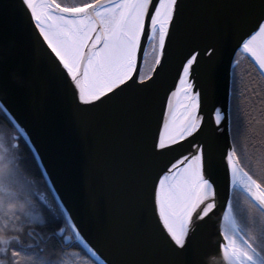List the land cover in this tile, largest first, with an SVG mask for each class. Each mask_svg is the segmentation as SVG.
<instances>
[{
	"label": "snow or ice",
	"instance_id": "obj_1",
	"mask_svg": "<svg viewBox=\"0 0 264 264\" xmlns=\"http://www.w3.org/2000/svg\"><path fill=\"white\" fill-rule=\"evenodd\" d=\"M19 7L75 117L131 98L149 101L139 199L145 209L150 202L156 225L151 242L163 248L166 264H217L221 258L224 264H264V120L246 110L248 101L259 98L264 117V89L250 87L236 71L244 57L264 78V0L234 5L231 35L214 31L195 37L184 27L183 0H19ZM10 54L11 48L0 44V129L15 133L8 144L15 166L10 180L29 201L31 220L23 238L0 239V264H67L65 257L81 253L80 264H114L87 237L63 197L46 203L38 195L39 184L51 191L46 165L42 171L36 166L39 180L23 176L29 158L43 164V157L8 98L3 71ZM173 71L171 86L164 87ZM221 71L223 104L213 102ZM12 85L43 88L22 75H15ZM157 99L160 116L151 133ZM37 203L39 216L33 215ZM4 215L0 209V219ZM214 218L215 246L197 244L199 230ZM49 241L59 255H44Z\"/></svg>",
	"mask_w": 264,
	"mask_h": 264
},
{
	"label": "water",
	"instance_id": "obj_2",
	"mask_svg": "<svg viewBox=\"0 0 264 264\" xmlns=\"http://www.w3.org/2000/svg\"><path fill=\"white\" fill-rule=\"evenodd\" d=\"M243 2L183 0L184 27L193 37L214 31L231 35L238 11L234 5ZM0 44L11 48L3 71L9 101L39 147L43 164L37 160L42 170L44 165L48 168L56 199L63 197L87 237L114 264H166L163 248L151 242L156 225L150 219V202L145 209L139 199V178L146 164L141 144L149 101L131 98L75 117L63 102L62 82L51 71L47 52L36 41L19 0H0ZM15 75L41 83L43 88L18 89L12 85ZM174 76L173 71L164 87L171 86ZM213 89V102L223 104L226 84L222 71ZM159 116L157 99L151 133L157 131ZM220 171L222 174V165ZM217 239L214 218L199 230L195 242L214 247ZM217 264H224L222 258Z\"/></svg>",
	"mask_w": 264,
	"mask_h": 264
},
{
	"label": "rangeland",
	"instance_id": "obj_3",
	"mask_svg": "<svg viewBox=\"0 0 264 264\" xmlns=\"http://www.w3.org/2000/svg\"><path fill=\"white\" fill-rule=\"evenodd\" d=\"M250 105V104H249ZM262 107L260 104L259 98L253 101V109H251V114L254 117H258L256 120H264L259 109ZM250 111V108H249ZM257 127L260 129L261 124H257ZM14 133L8 129H0V209H2L5 215L3 219H0V224H6L7 227H0L1 232H19L24 229V226L30 223V216L28 213L31 211V205L29 201L25 198H20L23 194H18L22 188L19 184L12 182L10 178L15 172V166L12 162V159L9 155L8 144L9 137ZM23 176L28 179H34L30 177L25 169L23 171ZM38 195L41 198H46L45 202H50L52 197L48 191H46L43 185L39 184L37 187ZM23 193V191H22ZM41 205L37 203V206L33 209V215H41ZM19 213V218H16V214ZM37 223H39L37 221ZM12 233L11 235H13ZM9 236V235H5ZM72 252H76L70 250ZM82 259V253L73 257H65L67 264H80Z\"/></svg>",
	"mask_w": 264,
	"mask_h": 264
},
{
	"label": "trees",
	"instance_id": "obj_4",
	"mask_svg": "<svg viewBox=\"0 0 264 264\" xmlns=\"http://www.w3.org/2000/svg\"><path fill=\"white\" fill-rule=\"evenodd\" d=\"M248 66H249V69L246 73V78H247V81L249 80V84L251 86V84H253L254 86L253 87H256L258 90H262L264 89L263 85L260 84V81L259 79L257 78L258 76L256 75L255 71L253 70L252 68V65L248 62ZM249 73L251 75H249ZM261 80L264 81V78H261ZM246 83V82H245ZM254 116V115H253ZM256 119H258L257 115L255 117ZM3 118L0 117V121H2ZM39 165L38 163V160L35 161V163L32 162V160L29 158L26 165H25V171L26 173L30 176V177H33L37 180H39V177L38 175L36 174V166ZM40 170L42 171L41 167H40ZM48 188H50V186L48 185ZM51 189V188H50ZM46 190V189H45ZM47 191V190H46ZM49 192V191H48ZM51 197H55L54 193L52 192V190L49 192ZM18 194H23L22 191L20 190L18 192ZM56 198V197H55ZM38 231H40L39 227H37ZM12 233H14L15 235H21V238H23V229L19 232H1L0 231V239L2 237H4L5 235H11ZM44 255L46 257H53V256H56V255H59V252L58 251H54L53 250V247H52V242L49 244V247H47V250L45 251Z\"/></svg>",
	"mask_w": 264,
	"mask_h": 264
},
{
	"label": "flooded vegetation",
	"instance_id": "obj_5",
	"mask_svg": "<svg viewBox=\"0 0 264 264\" xmlns=\"http://www.w3.org/2000/svg\"><path fill=\"white\" fill-rule=\"evenodd\" d=\"M240 59H241V63H240V65H239V67L237 68L236 71H237V73H238V76L241 77V78L243 79V81L246 82V83L250 86V84H249V80L247 81V78H246V73H247V71H248V69H249V66H248V60H247L246 58H244V57H241ZM257 78L259 79L260 84H262L263 87H264V81L261 80L260 77H257ZM253 86H254V85L251 84L250 87H253ZM249 104H250V105H249ZM249 108H250V111H249ZM251 109H253V101H252V100L248 101V102H247V106H246V110H247V111L251 112ZM255 127L259 130V128L257 127V124L255 125ZM14 134H15V133H14ZM14 134H13V135H14ZM41 185H42V184H41ZM44 189H45V188H44ZM36 230H37V232H39L38 229H36ZM13 235H15V234H13ZM6 237H8V236H4V237H2V239H3V238H6ZM51 242H52V241H49V242H48L47 247H49V244H50ZM52 245H53V242H52ZM70 250H73V251L79 252V249H69V251H70ZM55 251H58V252H59V249H56Z\"/></svg>",
	"mask_w": 264,
	"mask_h": 264
}]
</instances>
